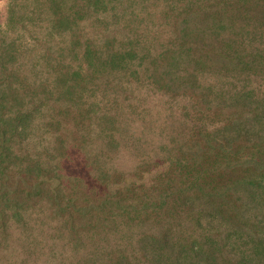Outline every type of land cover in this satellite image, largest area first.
<instances>
[{
    "label": "trees",
    "instance_id": "obj_1",
    "mask_svg": "<svg viewBox=\"0 0 264 264\" xmlns=\"http://www.w3.org/2000/svg\"><path fill=\"white\" fill-rule=\"evenodd\" d=\"M0 250L264 264V0H10Z\"/></svg>",
    "mask_w": 264,
    "mask_h": 264
},
{
    "label": "rangeland",
    "instance_id": "obj_2",
    "mask_svg": "<svg viewBox=\"0 0 264 264\" xmlns=\"http://www.w3.org/2000/svg\"><path fill=\"white\" fill-rule=\"evenodd\" d=\"M9 2L10 0H0V24H3L5 21L7 5ZM45 254L46 256L40 258V260L37 258V260L27 261L25 264H45L46 260L50 257L49 253L46 252ZM0 257L3 258L1 264H5L4 261L7 259L8 256L7 253L4 252V250H0Z\"/></svg>",
    "mask_w": 264,
    "mask_h": 264
}]
</instances>
